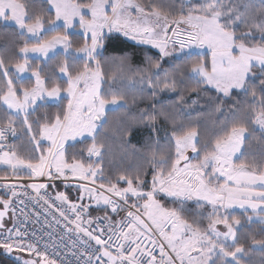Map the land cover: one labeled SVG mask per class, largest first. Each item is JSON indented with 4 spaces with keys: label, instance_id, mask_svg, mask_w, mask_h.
Here are the masks:
<instances>
[{
    "label": "snow or ice",
    "instance_id": "6c2138e0",
    "mask_svg": "<svg viewBox=\"0 0 264 264\" xmlns=\"http://www.w3.org/2000/svg\"><path fill=\"white\" fill-rule=\"evenodd\" d=\"M0 23L22 38L14 61L0 56V166L5 169L0 181H8L0 183L5 259L13 264H244L241 255L252 249L240 242L241 230L258 223L264 232V147L259 160L237 164L234 157L243 154L250 124L264 131V0H46L39 11L33 0H0ZM77 25L83 42L73 38L81 33L70 31ZM114 34L156 49L158 58L146 54L144 66L133 69L131 56H122L120 75L106 77L105 63L116 58L101 59L102 49ZM205 47L208 53L196 51ZM30 53L36 55L35 66ZM125 79L140 85L142 99L153 101L132 123L158 133L156 123L163 119L172 132L166 134V150L153 151L148 166L113 182L95 162L104 156L97 136L106 106L128 107L118 86ZM234 90L244 93L247 107L233 103L222 134L201 143L192 111L219 102L215 111L225 114ZM213 91L214 97L202 96ZM165 94L175 99L166 102ZM52 106L58 108L54 115L39 112ZM9 136L27 139L9 143ZM78 138L92 141L86 157L73 151ZM69 173L79 181L76 201L63 191L41 195L56 181H68ZM24 178L46 182H14ZM97 180L104 182L96 186ZM27 189L43 202L49 229L44 235L19 226V197ZM160 198L173 206L165 207ZM92 201L103 216H91ZM237 208L241 215L234 214ZM40 215L35 214L37 223ZM5 217L13 221L6 234ZM57 228L76 238L65 243ZM250 239L264 250V239ZM41 240L46 241L42 248ZM61 247L67 249L63 255ZM24 252L33 258L22 259Z\"/></svg>",
    "mask_w": 264,
    "mask_h": 264
},
{
    "label": "trees",
    "instance_id": "16d2710c",
    "mask_svg": "<svg viewBox=\"0 0 264 264\" xmlns=\"http://www.w3.org/2000/svg\"><path fill=\"white\" fill-rule=\"evenodd\" d=\"M82 2H87V0H82ZM34 6L37 11L46 6V0H33ZM78 33V32H73ZM74 39H78L80 42H83V36L80 34L78 36L74 35ZM22 38L18 35V30L14 29L12 26L5 25L0 23V56L5 59V62H8L10 59L15 60L17 58V50L20 46L18 42H21ZM105 47L102 49L103 57L101 59H107L108 57L116 58V62L113 63L108 61L104 65L105 76H119L121 73L119 58L125 55H130V63L133 69L137 67L144 66L145 55L155 56L157 53L156 49H151L150 46L138 45L126 39L124 36L119 34H114L110 39H107L105 42ZM208 53V52H205ZM204 54V53H202ZM195 58V57H194ZM33 66L37 63V60L30 61ZM165 68L169 67L166 63ZM133 74L131 72L126 73V76L131 77ZM57 79L60 82H64V79L57 75ZM66 86V83H65ZM124 91L126 98L128 100V107L118 106L113 109L106 111V119L104 120L103 125L100 128L98 133V140L104 143V156L103 160L99 161L102 163L104 169L105 177L115 180V177L129 173L134 175L137 168L146 167L147 160L151 156L153 151H156L157 154L166 150V145L168 142V136L172 132V125L170 122H165L163 119H160L156 123V128L158 133H154L150 127H146L142 124H133L132 121L134 118L139 119L140 110L148 108L152 103L150 96H146L143 99L137 94V89L140 87L138 83L133 84L131 80L125 79L123 85H119ZM103 87L105 90L108 89V85L104 84ZM216 93L210 92L203 94L202 96L214 97ZM159 99V97H157ZM175 96L168 94L164 95V100L170 101L174 100ZM135 101V102H134ZM63 103H67L65 100ZM217 103H209L204 107L200 105L196 106L195 110L192 111L190 119L196 121L193 126L198 128L200 134V142L203 143L205 140L212 141L216 138L217 135L222 134L220 129L222 123L225 121L227 116V108L232 106L233 103H238L241 108L247 107V97L244 93H237L233 91V95L226 99L225 102V114H220L215 111ZM201 105H204V101L201 100ZM160 105L157 104V108ZM58 110L56 106L45 107L39 109V112L43 113L45 111L55 114ZM179 119H189L181 116ZM250 134L247 135L245 139V144L243 146V154L237 158L236 163L245 162L253 158L259 160V153L264 147V132L255 128L254 125H249ZM27 137H21L17 144H20L22 140L26 141ZM92 143L91 139L87 140H78L75 143L73 151L79 154L81 151L84 152V157L87 156L86 149ZM71 161V154H69V162ZM93 161H88L85 159V164L92 163ZM5 173L4 168H0V174ZM149 179L151 178V172L148 173ZM104 181H101V183ZM120 186H125L123 183ZM55 191H64L67 193L70 198L74 199L75 194L71 190L61 186H55L53 188ZM162 203L166 207H172V203L166 198H160ZM212 209L207 207L204 209L205 217ZM235 215H241L240 212H234ZM207 225V219L204 220L203 226ZM261 225L258 223H253L250 226H246L245 229L241 230V240L240 242L244 244L246 249L251 248L250 252H254L257 256L254 255L257 263L259 261H264V250L257 249L254 250L251 244L250 237L255 236L256 239H264V232L261 230ZM253 258V259H254ZM244 263L254 264L253 260L248 261L246 258H241ZM0 264H13L10 258L5 259L3 251L0 250Z\"/></svg>",
    "mask_w": 264,
    "mask_h": 264
},
{
    "label": "built area",
    "instance_id": "2783aa9c",
    "mask_svg": "<svg viewBox=\"0 0 264 264\" xmlns=\"http://www.w3.org/2000/svg\"><path fill=\"white\" fill-rule=\"evenodd\" d=\"M20 138H17L15 140H13V138L11 136H9V140L8 142L9 143H16L18 142ZM69 175V180L66 181V182H61V181H56L55 182V186H61V187H65V188H77L76 185L79 183V181L77 179H74L71 177V173L68 174ZM4 176V173L3 174H0V177ZM4 182H8V181H0V183H4ZM16 183H22V184H26V183H45L46 182V179L45 178H41V179H34V180H29L27 178H24L23 181H14ZM87 184V182H84ZM100 183L96 181V186H98ZM88 186H93L91 184H88ZM18 191L20 192H24V188L21 187L18 189ZM47 192L50 196L54 197L55 196V193L56 191L53 190V187H49L48 189L46 190H41V195L44 194V192ZM66 194V193H65ZM106 194V193H105ZM67 195V194H66ZM36 197V192L35 190L33 189H27V195H21L19 197L20 200L23 201L22 204H18V210H17V217H18V223H19V226L21 228H24L26 227L27 228V231L29 232V234H31V232L33 230H35L37 232V235L40 236V235H44L47 231H49V229L47 228V226L44 224V221H45V216L43 215V212H44V208H43V202L40 201L38 198H34ZM70 197V196H69ZM72 199V198H70ZM73 201H76L74 199H72ZM86 203V202H85ZM93 204V209L91 211V216L92 217H97V216H103L104 215V212L102 210H97L96 209V206H95V202L92 203ZM39 212L41 213L40 215V222L37 223L36 220H35V214ZM50 213H55V208H52L50 210ZM121 215H123V213H121ZM27 218V220L29 221L27 223V225H25L23 223V221ZM88 217H85V219H87ZM116 219H120V217H115ZM48 219L51 220L52 219V215L50 214L48 216ZM13 227V221L11 220V222L9 224L6 225L5 227V234H6V231L8 228H12ZM42 227H43V231H42ZM56 233H57V237H61L63 236L64 237V241L65 243H70L72 239H75L76 238V234L73 232L71 234V236H67L65 235L59 228L56 229ZM80 239H83V240H86L88 239L87 237H84V236H81ZM46 241L45 240H41L40 241V246L42 248L43 244L45 243ZM94 244V241L92 242ZM58 251L61 252V255H63V253L65 251H67V249L61 247L60 249H58ZM71 259H74L72 257H70ZM59 264V262H58Z\"/></svg>",
    "mask_w": 264,
    "mask_h": 264
},
{
    "label": "rangeland",
    "instance_id": "374dc122",
    "mask_svg": "<svg viewBox=\"0 0 264 264\" xmlns=\"http://www.w3.org/2000/svg\"><path fill=\"white\" fill-rule=\"evenodd\" d=\"M76 28H78V25H77V27ZM71 31H73V29H71ZM196 51H202V52H200V53H205V52H208V50H207V47H205L204 49H196ZM205 51V52H204ZM210 55V54H209ZM31 61V60H30ZM117 107V106H116ZM115 107V108H116ZM113 108H114V106H113ZM112 107L111 108H109V109H113ZM107 107H106V111L107 110H109ZM105 120V119H104ZM255 126V128H257V129H259V130H261L260 128H259V126H257V125H254ZM101 128V127H100ZM262 132H264V131H262ZM246 137H247V135H246ZM90 139V138H89ZM78 140H83V139H81V138H78ZM48 146V144H47V142L44 144V147H47ZM190 157H191V153H190V151H189V153H187ZM240 154L241 153H237L236 154V157H234V161H235V163H236V160H237V158L240 156ZM96 163H99V161H95ZM0 168H4L3 166H0ZM97 182H99V183H101V181L100 180H97ZM69 190H71L72 191V193H74L75 194V198H74V200H77V195H78V188H68ZM64 192V191H63ZM67 194V193H66ZM85 202L86 203H88L89 201L86 199L85 200ZM91 203H94V201H92ZM142 203V202H141ZM161 203H162V201H161ZM163 204V203H162ZM164 205V204H163ZM165 206V205H164ZM166 207V206H165ZM210 207V206H209ZM211 208V207H210ZM238 209V208H237ZM236 212V211H235ZM11 222V219H9V220H5V224L7 225V224H9ZM221 230H223V226H221ZM253 249L254 250H259L260 248L259 247H253ZM19 255L22 257V259H31V258H33V257H31V256H29V254L28 253H26V252H24V253H19ZM254 255L255 256H257L254 252H249V254L247 255V256H243V255H241V258H246L245 260H247V262L248 261H252L253 260V262H254V264H264V261H259L258 263H257V261L255 260V258H254ZM254 258V259H253ZM244 264H250V263H244Z\"/></svg>",
    "mask_w": 264,
    "mask_h": 264
},
{
    "label": "crops",
    "instance_id": "0c3cea01",
    "mask_svg": "<svg viewBox=\"0 0 264 264\" xmlns=\"http://www.w3.org/2000/svg\"><path fill=\"white\" fill-rule=\"evenodd\" d=\"M71 31V30H70ZM107 30H105V32H106ZM71 32H78V33H81V30L79 29V27L78 28H75V29H73V31H71ZM81 35H82V33H81ZM126 38V37H125ZM126 39H128V40H130L129 38H126ZM131 42H133V43H136L135 41H132V40H130ZM197 52H202V51H197ZM205 52V51H204ZM34 59H36L37 60V58H36V55L35 54H29V60H34ZM41 60H42V58H41ZM29 76V74H25V77H28ZM61 78H63V77H61ZM64 79V78H63ZM113 106H114V108L116 107L115 105H108V106H106L108 109L109 108H113ZM118 107V106H117ZM235 211L236 212H240L241 213V210L240 209H235ZM234 211V212H235Z\"/></svg>",
    "mask_w": 264,
    "mask_h": 264
},
{
    "label": "water",
    "instance_id": "95a60500",
    "mask_svg": "<svg viewBox=\"0 0 264 264\" xmlns=\"http://www.w3.org/2000/svg\"><path fill=\"white\" fill-rule=\"evenodd\" d=\"M5 220H9L7 217H5ZM5 227H6V224H5Z\"/></svg>",
    "mask_w": 264,
    "mask_h": 264
}]
</instances>
